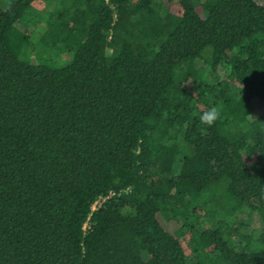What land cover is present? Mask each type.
<instances>
[{"label": "trees", "instance_id": "1", "mask_svg": "<svg viewBox=\"0 0 264 264\" xmlns=\"http://www.w3.org/2000/svg\"><path fill=\"white\" fill-rule=\"evenodd\" d=\"M0 264H264V0H0Z\"/></svg>", "mask_w": 264, "mask_h": 264}, {"label": "rangeland", "instance_id": "2", "mask_svg": "<svg viewBox=\"0 0 264 264\" xmlns=\"http://www.w3.org/2000/svg\"><path fill=\"white\" fill-rule=\"evenodd\" d=\"M50 56L52 61L57 64L67 62L68 55L62 54L58 55L56 52H51ZM213 192V191H212ZM216 197L215 203L209 206V211L207 216H202L199 220L198 229L204 230L211 228V226H216L218 221H224V225L227 224H237L238 221H241L243 224L242 232L246 233L249 229L253 228L258 229L261 227L260 216L257 212H251L250 209L242 206H239L235 201L232 200L225 192L221 193ZM250 215V216H249ZM245 228L247 230H245ZM260 229L256 231V234H259ZM262 232V231H261ZM258 237V235L256 236Z\"/></svg>", "mask_w": 264, "mask_h": 264}, {"label": "clouds", "instance_id": "3", "mask_svg": "<svg viewBox=\"0 0 264 264\" xmlns=\"http://www.w3.org/2000/svg\"><path fill=\"white\" fill-rule=\"evenodd\" d=\"M219 113L216 108L210 109L208 112L204 113L200 116V120L202 123H206L211 126L213 122L217 119Z\"/></svg>", "mask_w": 264, "mask_h": 264}, {"label": "built area", "instance_id": "4", "mask_svg": "<svg viewBox=\"0 0 264 264\" xmlns=\"http://www.w3.org/2000/svg\"><path fill=\"white\" fill-rule=\"evenodd\" d=\"M94 208H95V206H94Z\"/></svg>", "mask_w": 264, "mask_h": 264}]
</instances>
